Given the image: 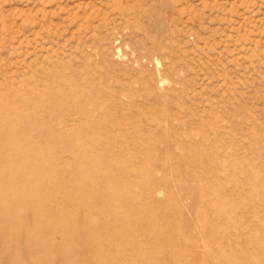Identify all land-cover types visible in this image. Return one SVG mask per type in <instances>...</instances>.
<instances>
[{"label":"rangeland","instance_id":"374dc122","mask_svg":"<svg viewBox=\"0 0 264 264\" xmlns=\"http://www.w3.org/2000/svg\"><path fill=\"white\" fill-rule=\"evenodd\" d=\"M0 264H264V0H0Z\"/></svg>","mask_w":264,"mask_h":264}]
</instances>
